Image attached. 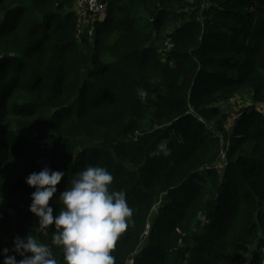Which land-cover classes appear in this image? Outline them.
Instances as JSON below:
<instances>
[{
	"label": "trees",
	"instance_id": "16d2710c",
	"mask_svg": "<svg viewBox=\"0 0 264 264\" xmlns=\"http://www.w3.org/2000/svg\"><path fill=\"white\" fill-rule=\"evenodd\" d=\"M263 102L264 0H107L86 25L76 0H0V253L51 241L31 173H65L55 215L91 165L135 209L116 264H264Z\"/></svg>",
	"mask_w": 264,
	"mask_h": 264
},
{
	"label": "clouds",
	"instance_id": "9594fccd",
	"mask_svg": "<svg viewBox=\"0 0 264 264\" xmlns=\"http://www.w3.org/2000/svg\"><path fill=\"white\" fill-rule=\"evenodd\" d=\"M138 91L146 95L143 90ZM168 145V139L162 140L149 156L169 157ZM64 175L63 171L46 166L26 178V184L35 189L29 211L37 218V230L43 236L49 226H54V230L50 243L41 242L33 234L16 237L11 249L15 255H9L8 248L0 253L3 264H116L112 253L121 235L133 224L135 212L127 203L126 192L112 189L114 176L105 167L89 165L75 173L71 187L59 193L60 207L54 215L49 202ZM53 246L61 250V261L55 258Z\"/></svg>",
	"mask_w": 264,
	"mask_h": 264
},
{
	"label": "built area",
	"instance_id": "2783aa9c",
	"mask_svg": "<svg viewBox=\"0 0 264 264\" xmlns=\"http://www.w3.org/2000/svg\"><path fill=\"white\" fill-rule=\"evenodd\" d=\"M106 4L107 0H76V6L79 14L82 15L83 23L102 18L106 11ZM255 109L264 114V102L256 105ZM221 158H224V153Z\"/></svg>",
	"mask_w": 264,
	"mask_h": 264
},
{
	"label": "rangeland",
	"instance_id": "374dc122",
	"mask_svg": "<svg viewBox=\"0 0 264 264\" xmlns=\"http://www.w3.org/2000/svg\"><path fill=\"white\" fill-rule=\"evenodd\" d=\"M84 23L85 25L88 24ZM249 103V99L247 97V94L243 93V94H238L236 96H234L232 99H230L229 103L224 104V107L227 106L228 107V112L230 113V120L232 119V117H234V114L237 113V110L240 109L241 106H245L246 104ZM218 167H221V164L217 163Z\"/></svg>",
	"mask_w": 264,
	"mask_h": 264
}]
</instances>
